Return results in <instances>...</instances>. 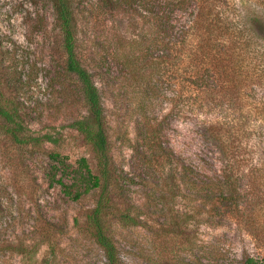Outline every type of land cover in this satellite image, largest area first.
Listing matches in <instances>:
<instances>
[{
    "label": "rangeland",
    "instance_id": "1",
    "mask_svg": "<svg viewBox=\"0 0 264 264\" xmlns=\"http://www.w3.org/2000/svg\"><path fill=\"white\" fill-rule=\"evenodd\" d=\"M227 3L236 19L264 16V0ZM145 4L121 9L74 0L78 57L103 97L109 175L72 199L50 182L49 153L60 152L73 166L84 156L94 173L101 169L75 128L88 110L77 75L66 67L51 0H0V104L16 110L23 138L13 139L0 118V264H108L89 216L99 200L118 264H242L248 255L264 262V122L241 138L232 191H218L210 208L195 195V165L203 164L216 183L222 165L196 130L204 116L225 110L217 105L206 112L195 108V98L178 97L189 77L165 67L160 95L137 98L138 78H122L113 56L117 38L129 43L143 34ZM169 16L180 22L188 13ZM255 42L264 52V39ZM102 63L117 76L108 87L98 74ZM254 88L250 93L264 98V84ZM60 174L71 182L72 171Z\"/></svg>",
    "mask_w": 264,
    "mask_h": 264
},
{
    "label": "trees",
    "instance_id": "2",
    "mask_svg": "<svg viewBox=\"0 0 264 264\" xmlns=\"http://www.w3.org/2000/svg\"><path fill=\"white\" fill-rule=\"evenodd\" d=\"M101 1L113 8L123 9V5H133L137 0ZM144 1L146 4L143 9L147 12L142 13L146 25L143 34L135 35L129 43L117 38L113 56L120 64L122 78L126 81L138 78L141 90L137 98H154L161 93L158 74L161 67H165L180 70V73L189 77L180 85L178 97L185 95L186 98H195V108L206 112L217 105L225 110L223 115L202 116L196 130L204 140V145L213 150L215 159L222 165L218 177H215L220 183H216L214 175L204 170L203 164L195 165V195L209 202L212 208L216 204L211 201L218 191L220 194L232 191L228 186L233 180L232 168L240 161L241 138L264 122V111L262 114L256 113V108L264 110V98L258 99L250 93L255 90V85L264 84V75L258 72L263 64L260 56L264 52L257 51L255 42L256 37L264 39L261 30L264 16L255 14L245 20L236 19L227 0ZM51 4L62 37L66 67L77 75L88 110L86 117L77 121L75 128L92 145L101 169L100 175L94 173L84 156L73 166L60 152L49 153L50 182L59 183L66 194L78 199L100 186L102 177L109 175V138L102 93L90 69L78 57L74 0H51ZM134 9L137 11V7ZM175 10L188 13L187 20L174 22L169 14ZM134 21L136 25L139 19L135 18ZM107 69L108 66L103 64L98 70L106 87L111 86L110 77H117L110 76ZM246 104L250 106L248 109H244ZM248 111H255V114L246 113ZM0 118L5 131L16 141H22L19 134L21 123L16 110L0 104ZM182 167V174L188 173L186 165ZM59 171L63 175L72 171L71 182H66L62 174L58 175ZM100 202L89 215L94 228L93 235L104 249L108 264H118L114 245L104 232ZM242 264L264 262L248 255Z\"/></svg>",
    "mask_w": 264,
    "mask_h": 264
}]
</instances>
